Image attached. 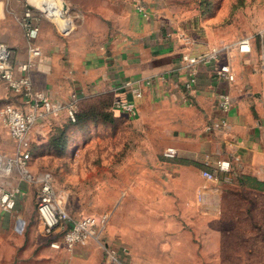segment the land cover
I'll list each match as a JSON object with an SVG mask.
<instances>
[{"label":"crops","instance_id":"obj_1","mask_svg":"<svg viewBox=\"0 0 264 264\" xmlns=\"http://www.w3.org/2000/svg\"><path fill=\"white\" fill-rule=\"evenodd\" d=\"M67 1L77 9L76 30L64 40L55 35L47 40L43 32L49 25L39 23L36 44L41 55L30 70L32 83L34 85L37 74L43 76L46 84L54 89L52 98L61 103L67 102L72 93L77 100H106L111 106L105 110L114 117L119 115L137 121L141 127H146L150 139L155 137L161 141L156 147L150 143L148 152L137 153L139 167L129 173L125 185L118 187V204L111 216L114 218L111 221L115 222L109 224L115 227L120 244H156L162 256L174 251L176 259H180L183 250L180 244H194L192 233L198 237L205 217L216 212L209 208L202 210L197 203V190L203 186L201 168L213 170L218 160H229V171L217 172L220 183L209 187L219 188L218 197L229 185L256 190V184L264 182V65L261 59L264 38L260 50L255 49L250 37L251 51L236 54L237 78L233 85L217 79L209 65H199L196 83L187 90L183 87L186 69L181 55L185 52L194 55L210 46L189 38L185 30L171 24L170 18L157 8L160 0ZM134 1L144 4L150 13L148 18L135 11ZM36 2L39 4L41 0ZM9 4L12 5L11 0L0 1V16L6 21L2 27H10L13 22L7 19ZM42 5L57 25L67 26L64 6L55 0H45ZM32 18L27 20L37 25L36 17ZM23 28L16 24L12 29L15 35L0 30L16 63L23 62L28 54ZM135 79L151 83L143 87L142 97L136 101L135 114L127 115L115 109L113 101L131 100L123 84ZM225 92L232 97V106L226 115L228 128L206 131V124L220 115L218 95ZM12 95L0 83V100H13ZM64 114L56 121L48 120L34 128L65 120ZM35 129L31 139L39 142L43 138L36 136ZM6 135L14 149L11 155L0 142V154L12 157L15 143L0 118V138ZM167 147L176 149L174 157L163 156ZM225 178L229 181L225 182ZM21 189L17 200L22 207L17 218L11 219L10 211L0 209V264H32L33 260L36 264H101L103 248L95 241L71 251L52 248L49 242L45 246L37 235L41 227L37 214L34 220L29 218L33 196ZM36 198L37 195L35 205ZM132 250L136 251L134 247ZM130 256L132 264H141L137 262L141 259L149 260L144 264H153L152 258L135 253Z\"/></svg>","mask_w":264,"mask_h":264},{"label":"rangeland","instance_id":"obj_2","mask_svg":"<svg viewBox=\"0 0 264 264\" xmlns=\"http://www.w3.org/2000/svg\"><path fill=\"white\" fill-rule=\"evenodd\" d=\"M11 1L12 5H8L7 19L13 22L10 27L9 25L2 27L6 21L0 16L1 31H9V34L15 35L12 29L16 27V24H21L23 27L25 20L32 17L37 19L38 32L39 23L44 22L49 25L48 29L43 32L47 40L52 39L54 35L57 39L64 40L76 30L77 9H74L67 0H55L60 6H66L67 26L65 27L57 25L48 16L42 5L45 0H41L39 4L36 0ZM160 2L157 8L163 16L170 18L171 24L185 30L189 38L198 39L207 47L210 46L209 48L233 45L242 38L252 37L255 49H261L260 42L264 38L262 34L264 33V0H160ZM25 13H29V17H25ZM2 34H0V42L8 46L7 41L2 40L5 38ZM43 78L38 74L35 76L33 91L38 92L47 88L52 96L55 94L54 89L51 84H46ZM12 96L13 100L2 98L0 107L5 103L18 104L16 96ZM69 97L70 95L67 101ZM104 103L108 105L105 100L78 99L76 111L87 113L92 106L102 109ZM67 121V119L60 120L48 127L38 126L39 130L36 127L34 132L39 139L41 136L43 140H47L52 133L54 134V127L65 124ZM88 122L83 125L67 126L68 147L64 150L62 157L43 153L38 149L42 144H35L36 142H32L31 139V145L38 146L36 147L38 152L35 151V147L32 148L33 153H36L28 162L31 181H24L17 172L6 174L0 169V189L18 187L32 194L34 202L29 217L31 220H34L36 213L35 195L39 188L37 179L42 173L48 172L53 177L56 191L64 197L65 209L72 217L88 214L108 217V224L101 235L99 247L103 248L104 243L116 247L120 253L121 264H132L131 253L152 258L153 264L155 262L163 264H264V193L237 188L233 185L222 190L216 212L213 216L205 217L197 234L198 237L196 233H192L194 244H180L183 249L179 254L180 259H176L177 253L174 251H167L162 256L163 253L157 251L156 244L124 245L118 243L114 232L115 227L109 224L115 222V220L111 221L114 219L111 216L118 204V187L125 185L128 182L127 178H130L129 173L139 167V160L136 159L137 153L144 154L148 152L150 143L156 147L161 141L155 137L150 139L146 127L144 129L137 121L127 120L119 115L116 116L115 123L111 125L109 123L91 125ZM0 142L6 147L7 152L13 151L14 146L11 144L12 141L7 139V135L6 138L1 137ZM20 205L17 200L15 208L10 211L11 219L17 218L16 215L20 213L19 210L22 207ZM37 235L43 239L42 243L45 246L48 245L50 239L54 238V235L45 232L42 227ZM133 247L136 251H131ZM126 248L130 249L129 252ZM137 262L144 264L149 260L141 259ZM31 263L36 264V261L33 260Z\"/></svg>","mask_w":264,"mask_h":264},{"label":"built area","instance_id":"obj_3","mask_svg":"<svg viewBox=\"0 0 264 264\" xmlns=\"http://www.w3.org/2000/svg\"><path fill=\"white\" fill-rule=\"evenodd\" d=\"M134 9L143 18H148L150 13L143 3L134 1ZM29 17V13H25ZM27 39V57L21 63H16L13 51L9 46L0 42V83L10 90L17 98L18 104L5 103L0 107V118L7 129L10 138L15 143V153L12 157H5L0 154V169L6 174L19 173L20 178L26 182L31 181L28 162L31 159V132L34 127L42 122L54 121L65 113L66 119L74 121L77 98L74 93L70 94L69 100L61 103L52 98L49 91L33 90L30 70L35 60L40 57L41 51L35 43L38 34L36 24L29 20L23 23ZM252 44L250 37H245L235 44L224 45L221 48H209L197 54L190 55L185 52L181 55V61L186 69V77L183 87L191 89L196 83L197 68L199 65H209L212 74L228 86L233 85L237 78L235 69V56L238 53L247 54L251 51ZM264 50V45H263ZM264 65V51L262 53ZM163 76H160L162 79ZM150 80H127L123 87L128 89L131 100L116 99L113 107L127 115H134L137 110L136 101L142 97V90L149 85ZM229 92L218 95L217 106L220 115L211 119L205 126L206 131L225 130L228 128L227 113L232 106V99ZM176 149L167 147L164 157H174ZM230 169L229 160H218L215 169L203 167L200 169V176L203 186L197 190V203L202 210H217L218 189L211 184L220 183L217 172H228ZM225 182L229 180L224 179ZM39 185L36 198V214L43 230L54 235L49 240V246L55 249L63 248L67 251L77 246L88 244L89 241L100 243L101 235L108 223L106 215H79L72 217L64 206V197L58 194L54 187L53 177L50 173H42L37 179ZM211 190V191H207ZM22 191L18 187L0 189V209L9 212L15 208L16 200ZM101 264H121L118 249L107 243L103 244V257Z\"/></svg>","mask_w":264,"mask_h":264},{"label":"trees","instance_id":"obj_4","mask_svg":"<svg viewBox=\"0 0 264 264\" xmlns=\"http://www.w3.org/2000/svg\"><path fill=\"white\" fill-rule=\"evenodd\" d=\"M106 101V100H105ZM107 102V101H106ZM103 108L99 109L96 106L90 107L87 113L82 111H76L74 121L67 119L68 121L65 124H61L59 126L54 127V134L50 135V137L47 140H41L39 142H36L35 144H42L39 148L36 145H31V153L35 154L36 147L40 150H42L43 153H47L49 155H53L56 157H62L64 150L66 149L67 139H66V128L68 125H83L85 122H102V123H109L113 124L115 121V118L113 114L109 111H106L105 108H107V104L102 105ZM45 143H44V142ZM34 144V143H33ZM35 147L34 149H32ZM242 184H244L243 180H240ZM256 190H260V192L264 193V182H258L256 184V187H254Z\"/></svg>","mask_w":264,"mask_h":264},{"label":"water","instance_id":"obj_5","mask_svg":"<svg viewBox=\"0 0 264 264\" xmlns=\"http://www.w3.org/2000/svg\"><path fill=\"white\" fill-rule=\"evenodd\" d=\"M65 11H66V6H65Z\"/></svg>","mask_w":264,"mask_h":264},{"label":"bare ground","instance_id":"obj_6","mask_svg":"<svg viewBox=\"0 0 264 264\" xmlns=\"http://www.w3.org/2000/svg\"><path fill=\"white\" fill-rule=\"evenodd\" d=\"M6 169H4V171H5ZM6 172V171H5Z\"/></svg>","mask_w":264,"mask_h":264}]
</instances>
